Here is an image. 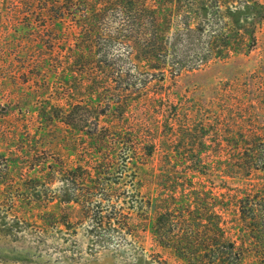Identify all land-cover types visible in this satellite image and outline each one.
<instances>
[{
	"label": "trees",
	"instance_id": "obj_1",
	"mask_svg": "<svg viewBox=\"0 0 264 264\" xmlns=\"http://www.w3.org/2000/svg\"><path fill=\"white\" fill-rule=\"evenodd\" d=\"M32 1L39 6V16L44 19L47 14L55 28L47 31L43 26L45 31L34 37L39 46L35 67L41 69L36 76L44 77L46 86L48 76L42 69L49 66L59 96L66 99L64 107L43 106L40 125L63 124L79 136L85 159L90 157L85 166L71 169L46 151L40 155L32 153V146L26 150L22 142V156L31 168L42 167L45 176L46 183L35 181L39 184L31 188L39 194L35 205L51 208L44 216L65 227L96 218V227L114 226L128 233L141 224L140 231H148L158 248L188 264H245L250 248L257 264H264V145L246 142V159L234 163L179 162L170 153L178 137V79L195 67L227 62L234 52L232 41L242 38L239 32L230 36L225 16L220 17L223 0ZM232 1L255 9L249 0ZM210 11L213 16L208 18ZM227 12L232 13L230 7ZM66 23L69 28L62 31ZM208 26L214 28L212 33ZM153 80L160 88L148 100L161 103V114L175 111L167 126L169 152L158 163L155 155L165 143L158 131L146 132L148 123L138 110L134 113L151 94ZM4 106L0 104L1 111ZM188 126L186 133L192 136ZM121 156L128 161L119 168ZM127 176L135 199L128 207L132 212L124 214L116 204L105 211L103 201L121 196ZM10 177V160L0 154V183L9 184ZM56 181L61 182L57 191L43 195V188ZM231 181L239 187L232 188ZM98 195L101 200L95 202ZM238 222L240 231L251 238L250 245L233 238Z\"/></svg>",
	"mask_w": 264,
	"mask_h": 264
},
{
	"label": "rangeland",
	"instance_id": "obj_2",
	"mask_svg": "<svg viewBox=\"0 0 264 264\" xmlns=\"http://www.w3.org/2000/svg\"><path fill=\"white\" fill-rule=\"evenodd\" d=\"M249 1L254 10H248L245 3L238 1L223 0L221 4L220 17L225 16L230 36L236 37L237 32L242 35L238 41H232L235 44L232 58L195 67L196 70L178 79L176 102L181 108L175 128L178 137L170 150L173 161L234 163L246 159V142L264 145V0ZM228 7L230 14H227ZM38 13L39 6L32 0H0V104L5 105L0 110V154H5L11 164L9 184L0 183V264H188L170 251L158 248L148 231H140L141 224L135 226L136 230H130L138 232V238L114 226L96 227V218L81 222L75 219L69 227L59 226L44 216L51 208L35 205L33 200L39 194L31 188L39 184L35 181L46 183L45 176L42 167L31 168L22 156V142L26 150L32 146V153L38 151L43 155L46 151L62 159L71 169L85 166L90 159H85L86 153H82L79 136L63 124L40 125L42 107L48 103L64 107L66 99L59 96V85L49 66L42 69L48 76L46 86L45 78L36 76L41 69L35 67L39 46L34 37L45 31L43 26L47 31L55 29L47 14L43 19ZM212 16L210 11L208 18ZM198 23V20L193 22L192 27ZM67 28V23L62 24V31ZM212 31L214 28L208 26L207 32ZM149 85L151 94L134 107V113L138 110L148 123L146 132L158 131L165 143L155 155L158 163L169 152L171 140L167 126L175 111L170 108L164 115L159 113L161 103L148 100L160 88L158 81L153 80ZM1 112L8 113V117L1 118ZM202 120L207 127L202 126ZM188 124L192 136L186 133ZM127 161L121 156L118 167ZM204 179L208 185V178ZM122 180L121 196L104 200L105 211L110 204H116L124 214L132 212L128 209L135 202L131 196L132 179L127 176ZM230 185L239 187L235 181ZM60 186L59 181L46 185L43 195L57 191ZM100 200L98 195L95 202ZM54 206L57 209L60 203ZM73 216L76 218V212ZM231 234L234 239L243 238L245 245L252 242L240 231L239 222ZM250 251L245 264H257L253 249Z\"/></svg>",
	"mask_w": 264,
	"mask_h": 264
}]
</instances>
